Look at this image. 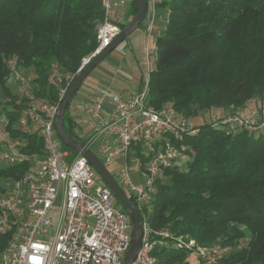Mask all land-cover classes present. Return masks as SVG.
I'll return each instance as SVG.
<instances>
[{
	"label": "trees",
	"instance_id": "trees-1",
	"mask_svg": "<svg viewBox=\"0 0 264 264\" xmlns=\"http://www.w3.org/2000/svg\"><path fill=\"white\" fill-rule=\"evenodd\" d=\"M130 2L136 16L140 5ZM157 4L168 10V17L156 38L148 105L160 109L171 104L186 115H196L264 96V0ZM104 15L101 0H0V89L7 97L0 101V112L14 122L30 103L8 85L12 58L32 75V91L39 102L56 101L59 83L54 71L62 75L77 71L82 57L98 46L96 32ZM70 110L71 102L64 127L86 143L75 132ZM26 138L28 154H43V139L37 133ZM176 144L186 145L185 167L180 162L164 171L146 208L155 241L153 264H264V133L247 129L227 133L207 124ZM62 145L72 156L78 154L63 140ZM137 148L146 160L148 156ZM29 165L27 160L1 166L0 178H18ZM160 229H168L170 235L155 233ZM8 235H0V248ZM180 236L216 247L219 253L211 260L198 257L177 246Z\"/></svg>",
	"mask_w": 264,
	"mask_h": 264
},
{
	"label": "built area",
	"instance_id": "built-area-1",
	"mask_svg": "<svg viewBox=\"0 0 264 264\" xmlns=\"http://www.w3.org/2000/svg\"><path fill=\"white\" fill-rule=\"evenodd\" d=\"M101 1L105 15L96 32L98 46L82 57L74 74L54 71L53 78L59 83L58 99L41 103L26 91L30 103L14 122L8 114L0 112V167L30 162L20 177L0 178V235L10 234L0 248V264H121L130 247L133 233L130 213L122 208L81 153L72 156L63 147L55 126L71 83L122 29L123 15L119 9L129 0ZM157 1L148 0V33L155 21ZM152 49L156 52V45ZM150 53L146 47L140 60L144 76L138 90L123 95L99 85L87 97L79 98L78 90L70 110L76 134L106 165L115 164L114 178L142 210L143 239L133 264L155 261L151 253L155 241L146 208L152 201L156 180L183 158L186 145L176 141L198 133L200 125L207 124L221 127L227 133L242 129L264 133V96H254L245 105L213 107L196 115H186L171 104L160 109L148 105L153 70ZM9 66L23 83L32 82V75H22L16 58L10 60ZM29 133H37L43 139V154L27 153ZM138 146L148 156L144 161L137 152ZM134 174L145 179V183L135 182ZM155 233L170 235L168 229ZM187 237L180 236L177 246L208 260L218 255L216 247L200 245Z\"/></svg>",
	"mask_w": 264,
	"mask_h": 264
},
{
	"label": "water",
	"instance_id": "water-1",
	"mask_svg": "<svg viewBox=\"0 0 264 264\" xmlns=\"http://www.w3.org/2000/svg\"><path fill=\"white\" fill-rule=\"evenodd\" d=\"M139 5V12L126 27L121 29L120 33L116 35L112 43L105 47L100 53L96 54L92 60L85 66L84 69L76 76L74 81L71 83L66 95L64 96L59 113L56 119V130L63 142L75 150L81 153L90 164L98 171L101 178L107 183L112 190L114 196L119 201L120 205L123 206L131 215L133 221V234L129 249L127 250L121 264H133L137 257L138 251L142 244L143 233H142V217L140 210L135 204L127 197L118 183L115 176L109 170L108 166L104 161L89 147L85 145L82 140L76 139L71 136L65 129L63 119L67 108L74 96V94L82 86L83 82L87 79L89 74L96 69V67L122 42L129 39L130 35L140 26L147 17L148 13V0H136Z\"/></svg>",
	"mask_w": 264,
	"mask_h": 264
},
{
	"label": "crops",
	"instance_id": "crops-1",
	"mask_svg": "<svg viewBox=\"0 0 264 264\" xmlns=\"http://www.w3.org/2000/svg\"><path fill=\"white\" fill-rule=\"evenodd\" d=\"M160 1L162 0H158L157 3ZM119 12L123 15L122 24H129L135 18V15H133V5H131L130 0L123 8H121V10L119 9ZM155 13L156 17L150 33L147 32L148 25L147 19H145L143 23L130 35L125 48L128 50V53L125 55L128 56L124 60V63L115 66L111 73H106L100 70L94 71L91 77H87L82 86L79 88L77 95L78 98L87 97L90 92L99 85L110 87L123 95L136 91L140 88L144 76L140 60L145 53L146 47H149L151 50V62L153 68H155L156 52L152 48L156 45V38L158 35L163 32L165 28L164 25L166 24L168 17V10L158 4L156 5ZM115 54L119 55L120 58L123 56L119 53V51H115Z\"/></svg>",
	"mask_w": 264,
	"mask_h": 264
},
{
	"label": "rangeland",
	"instance_id": "rangeland-1",
	"mask_svg": "<svg viewBox=\"0 0 264 264\" xmlns=\"http://www.w3.org/2000/svg\"><path fill=\"white\" fill-rule=\"evenodd\" d=\"M126 41L122 42L120 45H118L116 47V49L110 53L104 61H102L95 70H93L88 78L91 77V75L94 73V71H104L106 73H111L113 68L115 66L121 65L124 63V60L126 59V57L128 55H125L128 53V50L125 49L126 48ZM115 51H119V53H121L123 56L120 58L119 55L115 54ZM22 75L24 77H28L30 76V72H27L26 70H22ZM8 85L10 86V89L13 93L18 94L20 97L26 96V91H30L31 93H33L32 88V82L30 83H23L21 81V79L17 78L15 74H12L8 80ZM5 99H7V97L4 95V92L0 89V101H4ZM148 103V102H147ZM181 163H182V167H185V163H183V158L181 159ZM107 166L109 168V170L113 173V175H116V171H115V164L113 163H107ZM133 169H136L135 167H133ZM138 175H139V170H137ZM138 175L135 176V174L133 175V179L135 182H140V183H145V179L139 178L138 179ZM188 239L191 237H187ZM186 239V238H185Z\"/></svg>",
	"mask_w": 264,
	"mask_h": 264
}]
</instances>
